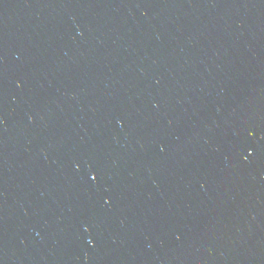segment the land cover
Returning a JSON list of instances; mask_svg holds the SVG:
<instances>
[{
    "label": "water",
    "instance_id": "water-1",
    "mask_svg": "<svg viewBox=\"0 0 264 264\" xmlns=\"http://www.w3.org/2000/svg\"><path fill=\"white\" fill-rule=\"evenodd\" d=\"M0 264H264V0H0Z\"/></svg>",
    "mask_w": 264,
    "mask_h": 264
},
{
    "label": "snow or ice",
    "instance_id": "snow-or-ice-1",
    "mask_svg": "<svg viewBox=\"0 0 264 264\" xmlns=\"http://www.w3.org/2000/svg\"><path fill=\"white\" fill-rule=\"evenodd\" d=\"M98 176H99L98 173H96V174H91V179H92L93 181H97V180H98Z\"/></svg>",
    "mask_w": 264,
    "mask_h": 264
}]
</instances>
